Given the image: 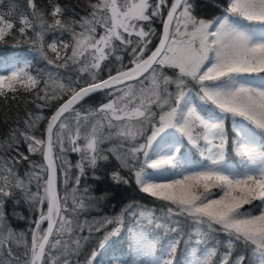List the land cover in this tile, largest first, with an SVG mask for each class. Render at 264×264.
I'll return each instance as SVG.
<instances>
[{
  "label": "snow or ice",
  "instance_id": "6c2138e0",
  "mask_svg": "<svg viewBox=\"0 0 264 264\" xmlns=\"http://www.w3.org/2000/svg\"><path fill=\"white\" fill-rule=\"evenodd\" d=\"M26 5L0 13V99L35 109L0 140V264H264V0ZM110 156L153 206L89 219L109 194L81 178ZM18 193L36 214L20 232Z\"/></svg>",
  "mask_w": 264,
  "mask_h": 264
},
{
  "label": "trees",
  "instance_id": "16d2710c",
  "mask_svg": "<svg viewBox=\"0 0 264 264\" xmlns=\"http://www.w3.org/2000/svg\"><path fill=\"white\" fill-rule=\"evenodd\" d=\"M57 2H59L62 6L70 5L80 15L86 14L88 0H57ZM215 2H218V0H215ZM37 4L45 10L49 8V0H37ZM197 4V13L205 18H211L213 14H218V10L213 7L214 0H197ZM13 5L16 6L14 9ZM26 7V0H3V3H0V13H8L12 11L13 15H19L26 10ZM68 15H71V13H68ZM14 43L15 41L10 39L8 40L7 45H4L3 47L10 46ZM23 47L27 48L28 46L23 45ZM44 66L43 62L36 65L38 68H42ZM31 99L32 97L27 94H21L15 101L9 99L5 102L3 99H0V140L4 139L7 136L9 129L15 127L18 123L21 127L23 126L22 118L25 117L26 110H35L34 106L31 103H28ZM99 102H106L103 100L102 94H96L91 98H86V100L82 103L85 107H95ZM45 115H48L47 111L45 112ZM103 147L107 148L109 145L105 144ZM20 150L25 152L26 155L28 154L25 145H21ZM30 159L36 161L37 163H43L39 154H33L30 156ZM68 159L75 164L79 157L75 153H69ZM229 159H232L233 162L236 159L231 152H229ZM116 166L117 161L114 157L110 156L107 162L98 163L95 175L100 178L99 180L92 178L93 173L90 169L86 170L87 178H81V187L89 186L90 195L99 196L105 192L109 194L108 199L99 204L101 211L99 213L92 211L88 216L89 219L93 216L98 217L99 215L104 214L113 215L116 212H119L123 205L133 200H139L143 204L153 206L150 199L143 196L138 191L134 182H130L129 185L113 183L110 178V173L115 170ZM72 173H76L75 168L72 169ZM121 174L127 176V172H122ZM33 191H35V187H33ZM15 199L18 200L19 203H14L12 199H8L5 202L4 212L9 224L15 231H25L31 226L30 221L36 218V214L30 211V205L26 203L22 195L18 193ZM112 205H115V208L111 207ZM15 214H19V216ZM21 216L23 217L22 219L20 218ZM183 247V244H181L180 248H178L177 260L183 258Z\"/></svg>",
  "mask_w": 264,
  "mask_h": 264
}]
</instances>
